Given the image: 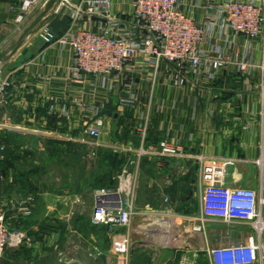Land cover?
<instances>
[{"label":"crops","instance_id":"1","mask_svg":"<svg viewBox=\"0 0 264 264\" xmlns=\"http://www.w3.org/2000/svg\"><path fill=\"white\" fill-rule=\"evenodd\" d=\"M46 1H35L24 10L23 0H0V51L9 48ZM80 1L61 0L50 14L45 23L57 37L70 28L69 9ZM182 1L183 12L204 26L206 38L201 48L246 59L255 65L248 76L229 64L218 69L212 80L191 74L177 84L175 68L160 61L139 67L131 75L135 101L124 105L121 100L129 97L124 80L107 78L103 82L99 75L74 80L70 45H43L38 30L0 63V80L12 82L8 96L0 95V145L5 146L0 151V173L4 174L0 202L10 227L24 234L19 246L4 250L0 264H210L209 248L240 242L250 233L244 226L201 223V172L215 162L229 161L224 183L251 187L264 197L262 42L236 34L219 22L206 24L204 0ZM108 14L83 16L79 25L90 30H97L99 23L119 29L131 26L137 33L131 0H111ZM19 15L23 17L20 22ZM78 102L85 108L98 106L99 115L94 117ZM94 118L102 130L96 145L114 152L118 160L114 171L93 190L115 186V176L123 166L128 168L132 184L130 224L115 231L92 224L93 190L83 213L80 203L75 204L80 198L60 208L52 205L55 196L49 197L52 207L45 204L38 209L36 200L45 199L47 193L26 176L16 179L15 165L6 163L8 151L17 150L20 162L36 150H44L43 140L51 148L66 146L58 140L86 142L90 139L86 128L95 125L91 123ZM22 138L35 144H24ZM160 140L176 145L178 153L172 157L140 155ZM28 193L35 195L33 212L26 219L16 218L14 205ZM197 225L200 230L194 228Z\"/></svg>","mask_w":264,"mask_h":264},{"label":"built area","instance_id":"2","mask_svg":"<svg viewBox=\"0 0 264 264\" xmlns=\"http://www.w3.org/2000/svg\"><path fill=\"white\" fill-rule=\"evenodd\" d=\"M38 0H23L21 8L26 9ZM182 0H131V15L137 33L131 26L119 29L112 24L99 23L97 30L79 25L83 16H108L111 0H81L69 9L70 28L57 37L47 23L37 31L43 45L54 42L68 43L73 50L71 77L80 81L87 75H99L104 79L120 78L129 95L121 102L131 105L135 101L134 79L131 76L140 67L157 65L165 61L175 68L174 81L182 83L189 75L212 80L216 71L225 65H234L237 73L248 76L255 65L246 59L230 58L204 51V26L187 16L181 6ZM206 24L219 22L236 34L247 39L260 38L263 47L261 69L264 74V0H204ZM22 15L17 21L22 20ZM12 86L8 78L0 80V95L8 96ZM264 92V76H263ZM79 106L85 108L80 102ZM95 116L99 107L90 104ZM97 118L91 120L94 126L86 128L90 139L97 141L102 130ZM5 146L0 145V151ZM176 145L160 140L157 145H148L140 152L155 153L162 157H172L178 153ZM0 154V159L2 158ZM229 161L215 162L202 169V193L200 197V221L227 226H244L250 233L240 242L220 245L208 249L210 264H264V197L251 187L228 186L224 183ZM2 173L0 178L3 179ZM13 175V174H12ZM117 184L113 187H100L93 190L95 205L91 215L94 225H105L109 231L128 227L133 214V190L129 171L123 166L115 176ZM167 198H164V202ZM35 195L28 193L14 205L16 218L26 219L32 212ZM0 202V257L10 246H19L24 234L12 228L7 221ZM200 230L201 225L194 227ZM133 264V263H126Z\"/></svg>","mask_w":264,"mask_h":264},{"label":"rangeland","instance_id":"3","mask_svg":"<svg viewBox=\"0 0 264 264\" xmlns=\"http://www.w3.org/2000/svg\"><path fill=\"white\" fill-rule=\"evenodd\" d=\"M22 141L30 146L35 144L28 138H22ZM96 143L93 139H88L84 143H65L58 140V144L66 146L56 153L54 150L57 147L51 148V145L43 140V144L46 145L44 150H36L20 162L12 161L15 165L14 172L26 174L30 182L47 193L45 199L36 200L38 209L45 204L52 207L49 197L55 196L52 204L55 207L61 208L72 199L80 198V201L75 202L80 203L82 208L80 212L88 210L86 201L90 198L93 188L101 183V178H107L114 171L116 167L114 162L117 159L114 152L100 148ZM16 152L17 150L8 151L5 155L11 156Z\"/></svg>","mask_w":264,"mask_h":264},{"label":"water","instance_id":"4","mask_svg":"<svg viewBox=\"0 0 264 264\" xmlns=\"http://www.w3.org/2000/svg\"><path fill=\"white\" fill-rule=\"evenodd\" d=\"M61 0H47L43 6V9L30 21L25 24L18 38L11 43L8 49L0 51V63L7 60L21 45L23 40L30 34L35 33L50 17V14L56 10Z\"/></svg>","mask_w":264,"mask_h":264},{"label":"trees","instance_id":"5","mask_svg":"<svg viewBox=\"0 0 264 264\" xmlns=\"http://www.w3.org/2000/svg\"><path fill=\"white\" fill-rule=\"evenodd\" d=\"M65 19H66V18H65ZM52 25H53V23H52ZM50 28H51V30L53 31V29H52L51 26H50ZM53 32H54V31H53ZM61 149H62V148L59 147V148L55 149L54 152L57 153V152H59ZM17 159H18V154L14 153L13 155L10 156V159H8V161H7L6 163H7L8 165H9V164L11 165V164H13L12 161H13V160H17ZM117 160H118V159H115V162H114V163H116ZM114 167H115V166H114ZM14 169H15V166L13 167V170H14ZM14 174L16 175V179H18L20 176H24V177H25V175H26V174H24V173H20V172H19L18 174H17L16 172H14ZM27 177H28V176H26V179H27ZM16 179H15V180H16ZM111 181H112V180H111ZM111 186H112V185L110 184L108 187H111Z\"/></svg>","mask_w":264,"mask_h":264}]
</instances>
